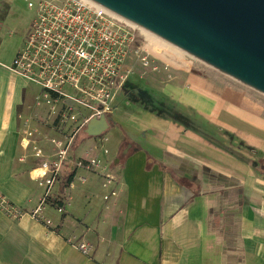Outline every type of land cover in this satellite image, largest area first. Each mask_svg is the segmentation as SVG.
Returning a JSON list of instances; mask_svg holds the SVG:
<instances>
[{
	"label": "crops",
	"instance_id": "crops-1",
	"mask_svg": "<svg viewBox=\"0 0 264 264\" xmlns=\"http://www.w3.org/2000/svg\"><path fill=\"white\" fill-rule=\"evenodd\" d=\"M3 1L14 4L0 0V193L30 213L46 193L47 168L20 159V118L34 90L9 68L29 28L7 36ZM160 92L167 112L113 107L103 134H74L76 157L108 166L116 186L69 163L73 182L59 178L41 211L50 225L0 211V264H264V107L220 76L184 72ZM223 205L238 209L237 225ZM223 233L232 247L221 245ZM78 241L94 246L91 257ZM228 248L235 256L225 263Z\"/></svg>",
	"mask_w": 264,
	"mask_h": 264
},
{
	"label": "built area",
	"instance_id": "built-area-1",
	"mask_svg": "<svg viewBox=\"0 0 264 264\" xmlns=\"http://www.w3.org/2000/svg\"><path fill=\"white\" fill-rule=\"evenodd\" d=\"M36 8L31 30L9 70L33 88L37 105H49L51 113L61 116L62 125L67 116L77 121L74 115H90L78 124V131L92 119L111 114L113 101L133 70L154 64L138 40L137 30L142 29L93 0H41ZM71 143H65L55 162L44 164L47 190L35 211L20 209L0 193V210L7 217L20 220L30 215L49 225L39 214L64 164L100 174L104 188L117 185V177L101 161L71 160ZM91 249L81 245L85 254Z\"/></svg>",
	"mask_w": 264,
	"mask_h": 264
},
{
	"label": "water",
	"instance_id": "water-1",
	"mask_svg": "<svg viewBox=\"0 0 264 264\" xmlns=\"http://www.w3.org/2000/svg\"><path fill=\"white\" fill-rule=\"evenodd\" d=\"M264 95V0H93ZM108 128L92 119L89 135Z\"/></svg>",
	"mask_w": 264,
	"mask_h": 264
},
{
	"label": "rangeland",
	"instance_id": "rangeland-1",
	"mask_svg": "<svg viewBox=\"0 0 264 264\" xmlns=\"http://www.w3.org/2000/svg\"><path fill=\"white\" fill-rule=\"evenodd\" d=\"M40 1L41 0H14V4L9 5L8 3H5V1H3L2 14H12L11 23L13 25H10V28L12 30L6 32L7 36L15 35V39H18L19 36L21 37V34H19L18 32L26 31L27 28H29L27 35L29 34L33 21L35 19L37 11L36 6ZM30 3L34 5L33 8L29 6ZM148 33L149 32L146 33V31L144 30H137V37L138 40L144 43L147 54L152 57L151 60L154 61V64L151 68L148 69H144L142 66L138 65L137 68L133 70L132 75L120 89L118 96L114 99L113 107L121 108L130 105L136 107H147L154 111L158 110L167 112L169 111V109L167 108H170V101L164 98L165 96L161 95L160 90L162 87L174 81L176 77L179 78L184 72H191L192 74L205 77L220 76V78L225 80L229 87L234 88L236 91L244 92L247 96L251 97L252 100L259 102L261 106L264 107L263 94L204 64L203 62L168 44L167 42L160 40L157 37H152ZM48 106L44 104L37 105L35 99L31 104L24 105V110L20 118L21 162L29 165L31 168H43L45 163L52 164L56 161L57 155L62 150L65 143L67 144L68 142H72L69 149L70 158L83 161L86 160L76 157L77 148L75 147L76 142L74 134H78L77 132H79L78 136H83V131L85 128H87L88 124L83 125L78 131L76 129L78 124L84 122V120L89 119L90 115H74L76 116L77 121L76 119L73 120L72 116H67L69 118L67 124L62 125L60 123L61 116L59 114L51 113ZM111 114L105 116L109 117ZM110 133L111 132L108 131L109 135ZM65 167L68 166L64 164V166L60 170L59 178L63 177L64 174H66L65 176H68L67 174L72 172V169H74V167H72V169H66ZM203 177L204 174H201L199 182H202ZM222 186V188H225V183H223ZM218 189L220 190V188ZM219 196L220 198H224V195L221 193L219 194ZM49 197H52V189ZM220 201L221 200H219V202ZM221 209H223V212H225L226 214H233V221L235 225L238 224L240 218L239 212L237 211L238 209H235V211H228L225 205H223ZM41 213L39 214V216H41L43 220L49 222L50 225L51 222ZM2 214L5 215L3 212ZM230 236L231 235L229 234L223 233L220 242L221 245L225 243L227 246L232 247V237ZM82 244H85L92 248L91 251L88 252V254H85L81 250ZM75 246L87 257H91L94 253V246L89 242L78 241L75 242ZM228 249L229 253L227 254L225 251V257L223 258V260L221 259L225 263H227V257H229L230 261V259L235 256L233 255L235 253V249Z\"/></svg>",
	"mask_w": 264,
	"mask_h": 264
},
{
	"label": "trees",
	"instance_id": "trees-1",
	"mask_svg": "<svg viewBox=\"0 0 264 264\" xmlns=\"http://www.w3.org/2000/svg\"><path fill=\"white\" fill-rule=\"evenodd\" d=\"M74 177H75V172H71L65 179L64 187H69L73 182ZM47 203H50V198L48 199ZM54 205H56L59 210L64 209L63 201L54 202Z\"/></svg>",
	"mask_w": 264,
	"mask_h": 264
},
{
	"label": "bare ground",
	"instance_id": "bare-ground-1",
	"mask_svg": "<svg viewBox=\"0 0 264 264\" xmlns=\"http://www.w3.org/2000/svg\"><path fill=\"white\" fill-rule=\"evenodd\" d=\"M146 33H147V31H146ZM148 34H150L152 37H154V38H156V36H154L153 34H151V33H148ZM158 38V37H157ZM158 39H160V38H158ZM160 40H162V39H160ZM43 172V171H42ZM41 172V173H42ZM45 172V171H44ZM40 174V173H39Z\"/></svg>",
	"mask_w": 264,
	"mask_h": 264
}]
</instances>
